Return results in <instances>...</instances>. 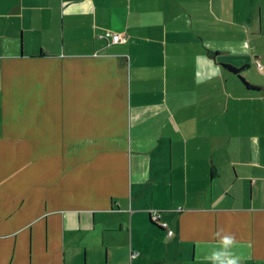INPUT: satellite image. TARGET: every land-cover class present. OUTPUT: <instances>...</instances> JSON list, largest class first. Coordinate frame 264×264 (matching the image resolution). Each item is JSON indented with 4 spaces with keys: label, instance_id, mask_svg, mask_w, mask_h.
Listing matches in <instances>:
<instances>
[{
    "label": "crops",
    "instance_id": "1",
    "mask_svg": "<svg viewBox=\"0 0 264 264\" xmlns=\"http://www.w3.org/2000/svg\"><path fill=\"white\" fill-rule=\"evenodd\" d=\"M260 66L264 0H0V264H264Z\"/></svg>",
    "mask_w": 264,
    "mask_h": 264
},
{
    "label": "built area",
    "instance_id": "2",
    "mask_svg": "<svg viewBox=\"0 0 264 264\" xmlns=\"http://www.w3.org/2000/svg\"><path fill=\"white\" fill-rule=\"evenodd\" d=\"M107 36L111 37L113 44H126L128 42V38L126 36H121L119 34H110V33H108ZM260 68L264 69V66H260ZM160 218L161 217H160V214L158 212H152L151 213V219L154 223L160 225V227H162L163 229H168V225L166 223H162L160 221ZM168 233H169V236L173 235L172 230H169Z\"/></svg>",
    "mask_w": 264,
    "mask_h": 264
},
{
    "label": "trees",
    "instance_id": "3",
    "mask_svg": "<svg viewBox=\"0 0 264 264\" xmlns=\"http://www.w3.org/2000/svg\"><path fill=\"white\" fill-rule=\"evenodd\" d=\"M225 67H226L227 69H229L231 72H233L234 74L240 76V73H241L242 70H240V69H236V68H234V67L227 66V65H225Z\"/></svg>",
    "mask_w": 264,
    "mask_h": 264
}]
</instances>
